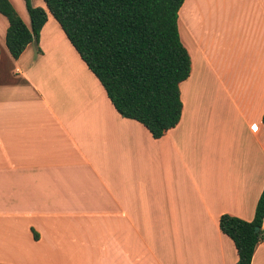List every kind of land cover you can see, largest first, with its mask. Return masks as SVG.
<instances>
[{
    "label": "crops",
    "instance_id": "crops-1",
    "mask_svg": "<svg viewBox=\"0 0 264 264\" xmlns=\"http://www.w3.org/2000/svg\"><path fill=\"white\" fill-rule=\"evenodd\" d=\"M182 8L191 72L158 139L48 18L18 59L1 55L0 264H236L218 221H251L264 188V0Z\"/></svg>",
    "mask_w": 264,
    "mask_h": 264
},
{
    "label": "trees",
    "instance_id": "trees-1",
    "mask_svg": "<svg viewBox=\"0 0 264 264\" xmlns=\"http://www.w3.org/2000/svg\"><path fill=\"white\" fill-rule=\"evenodd\" d=\"M23 1L29 25L9 0H0L7 21L4 42L13 59L38 42L50 14L121 117L140 123L155 139L179 123L180 85L191 72L178 30L185 0H42L45 8ZM263 218L264 188L251 221L219 217V230L236 249V264L251 263L264 240Z\"/></svg>",
    "mask_w": 264,
    "mask_h": 264
},
{
    "label": "rangeland",
    "instance_id": "rangeland-1",
    "mask_svg": "<svg viewBox=\"0 0 264 264\" xmlns=\"http://www.w3.org/2000/svg\"><path fill=\"white\" fill-rule=\"evenodd\" d=\"M9 1L12 3V5L16 9V11L20 15V17L23 19V21L26 24L29 25V18H28V14H27V11H26V8H25V5H24V1L23 0H9ZM32 5L34 7L41 6V7L45 8V5L42 2V0H32ZM183 6H184V4H183ZM183 9L184 8L180 9V11H179L178 30H179V35H180L182 43L186 44L185 23H184V18H182V15H181V12L183 11ZM48 19H49L48 20V24H47L48 28H50L51 25H54L57 29H60L59 26H58V23L54 20V18L50 14H49ZM6 26H7L6 19L2 15H0V46H1V48H0V57H1V55L3 53H4L3 55H5V53H8V51L6 49V46H5V42H4L5 31H6V28H7ZM3 28H5V29H3ZM66 43H68L67 40H66ZM69 47H71V46H69ZM52 56L53 57H58L62 62H64L66 59H68L67 51L64 50V49H60L58 47L55 48V50L53 51ZM65 70L66 71H64V73L66 75H70V73H69L70 71L67 70V69H65ZM182 91L184 93V85H183ZM231 132L230 131L221 130L219 137H221V138L226 137L228 139V137L234 136V139H237V138H239V135H240L241 138L244 139L245 136L247 135L245 132L238 131V130L234 131L233 133H231ZM247 138H249V136H247Z\"/></svg>",
    "mask_w": 264,
    "mask_h": 264
},
{
    "label": "water",
    "instance_id": "water-1",
    "mask_svg": "<svg viewBox=\"0 0 264 264\" xmlns=\"http://www.w3.org/2000/svg\"><path fill=\"white\" fill-rule=\"evenodd\" d=\"M258 230H259V229H258V228H256V229H255V232H257Z\"/></svg>",
    "mask_w": 264,
    "mask_h": 264
}]
</instances>
